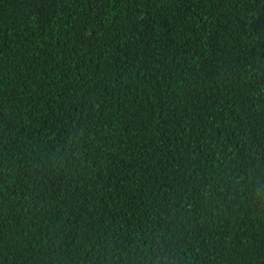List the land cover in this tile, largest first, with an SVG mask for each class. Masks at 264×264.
<instances>
[{"label": "trees", "instance_id": "16d2710c", "mask_svg": "<svg viewBox=\"0 0 264 264\" xmlns=\"http://www.w3.org/2000/svg\"><path fill=\"white\" fill-rule=\"evenodd\" d=\"M0 264H264V0H0Z\"/></svg>", "mask_w": 264, "mask_h": 264}]
</instances>
